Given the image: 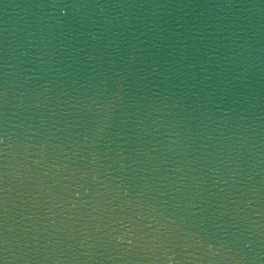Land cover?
Here are the masks:
<instances>
[{
    "label": "water",
    "instance_id": "1",
    "mask_svg": "<svg viewBox=\"0 0 264 264\" xmlns=\"http://www.w3.org/2000/svg\"><path fill=\"white\" fill-rule=\"evenodd\" d=\"M0 264H264V0H0Z\"/></svg>",
    "mask_w": 264,
    "mask_h": 264
}]
</instances>
